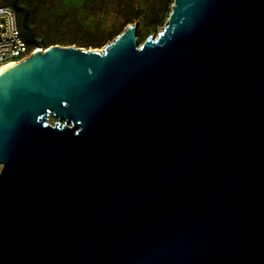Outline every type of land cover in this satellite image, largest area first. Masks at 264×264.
Masks as SVG:
<instances>
[{"label":"water","instance_id":"obj_1","mask_svg":"<svg viewBox=\"0 0 264 264\" xmlns=\"http://www.w3.org/2000/svg\"><path fill=\"white\" fill-rule=\"evenodd\" d=\"M137 28L0 73V264H264V0Z\"/></svg>","mask_w":264,"mask_h":264},{"label":"rangeland","instance_id":"obj_2","mask_svg":"<svg viewBox=\"0 0 264 264\" xmlns=\"http://www.w3.org/2000/svg\"><path fill=\"white\" fill-rule=\"evenodd\" d=\"M12 0H0V6H10ZM31 18L30 27L41 50L50 45L75 46L84 49L102 50L128 24L138 23L136 38L142 44L148 36H157L166 24L169 13L165 11L167 0H126L138 9V19L124 22V12L113 2L108 7L100 6L105 0H96L95 5L87 0H17ZM171 10V5L169 6ZM96 46H81L95 42Z\"/></svg>","mask_w":264,"mask_h":264},{"label":"built area","instance_id":"obj_3","mask_svg":"<svg viewBox=\"0 0 264 264\" xmlns=\"http://www.w3.org/2000/svg\"><path fill=\"white\" fill-rule=\"evenodd\" d=\"M38 49L25 40L17 11L0 6V67L22 61Z\"/></svg>","mask_w":264,"mask_h":264},{"label":"trees","instance_id":"obj_4","mask_svg":"<svg viewBox=\"0 0 264 264\" xmlns=\"http://www.w3.org/2000/svg\"><path fill=\"white\" fill-rule=\"evenodd\" d=\"M91 2V5H95V1L96 0H87V2ZM113 2H116V6L120 7L121 11L124 12V22L128 23L131 22L135 19H138L140 17L141 12L138 9H135L134 6L130 3H128L126 0H105V2H103L102 4H100V6H105L108 7L110 4H112ZM173 3V0H167L164 2V6H165V11L167 10V12H170L169 6ZM11 7H13L19 16V20H20V25L24 34V38L25 40L30 43L31 45H37V41L34 40V34L32 31V28L30 27V23H31V18L30 15L28 13V11L24 8L21 7L18 3L17 0H12ZM96 44H98L95 42H86V43H82L81 46L87 47V46H96Z\"/></svg>","mask_w":264,"mask_h":264},{"label":"bare ground","instance_id":"obj_5","mask_svg":"<svg viewBox=\"0 0 264 264\" xmlns=\"http://www.w3.org/2000/svg\"><path fill=\"white\" fill-rule=\"evenodd\" d=\"M38 50H41V49H38ZM43 51V50H42ZM8 66V65H7ZM7 66H2L0 67V73L7 67Z\"/></svg>","mask_w":264,"mask_h":264}]
</instances>
